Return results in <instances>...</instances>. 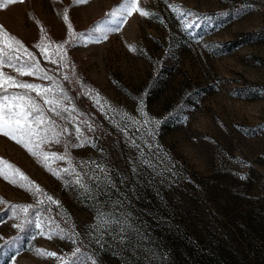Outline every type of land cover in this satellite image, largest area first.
Listing matches in <instances>:
<instances>
[{
	"label": "rangeland",
	"instance_id": "obj_1",
	"mask_svg": "<svg viewBox=\"0 0 264 264\" xmlns=\"http://www.w3.org/2000/svg\"><path fill=\"white\" fill-rule=\"evenodd\" d=\"M125 2L0 0V73L52 86L8 66L31 55L71 98L78 112L62 113L74 118L70 123L27 93L62 133L60 144L42 150L64 154L70 142V165L84 184L110 178L99 199L130 214L140 232L131 242L136 246L100 236L96 200L75 184V174L57 178L0 135V246L21 241L12 259L0 253V264H71L77 248L98 264H264V0H138L147 17L131 0V16L117 12ZM41 48L53 59L63 56V66L48 62ZM8 94L25 90L9 87ZM138 105L151 136L141 138L135 126L124 130L127 116L144 120ZM76 126L91 143L71 147L79 142L63 129L74 133ZM132 138L158 146L155 171L141 165ZM51 167L59 171L69 162ZM40 209L50 211L38 230L27 221ZM21 222L23 232L13 227Z\"/></svg>",
	"mask_w": 264,
	"mask_h": 264
},
{
	"label": "snow or ice",
	"instance_id": "obj_2",
	"mask_svg": "<svg viewBox=\"0 0 264 264\" xmlns=\"http://www.w3.org/2000/svg\"><path fill=\"white\" fill-rule=\"evenodd\" d=\"M5 2L7 4H12L16 2V0H5ZM78 2H83V0H78ZM128 2L129 0H126L125 4L122 5L121 8L117 10V12L123 14L125 11H127V15L131 16L132 11L128 10ZM137 3L138 0H131L132 9L135 12H138L141 17H147L149 13L138 7ZM0 7H3V4H0ZM109 15L114 16L116 15V12L110 13ZM179 15L181 17H187L191 14L180 12ZM124 22L125 20L122 16L119 23L122 24ZM192 27H194V22L186 23L184 25V30L187 31ZM117 30H119V25L117 28L108 29V31ZM104 38H106V35L99 37V39ZM40 51L48 62L58 66H63V56L58 59H53L48 54L46 48H41ZM16 59L20 60L19 57H16ZM3 66L4 63L2 60H0V67ZM8 66L16 67V70L21 75L32 76L46 81H53V85L50 87H43L35 83L20 82L14 80L11 77H4L3 73H0V135L8 137L9 139L24 147L33 157L39 159L45 168L51 174L57 176V178H60V172H63L69 176L75 174V184L79 185L90 199L96 200L98 207L95 213V228L99 231L100 236H111L125 246L131 244V246L135 247L136 245L132 244L131 242L136 241V237L140 235V232L130 221V214L123 213L120 205L116 202H110L109 205H105L104 200L99 199L100 196L107 194L104 191L103 186L105 184H112L110 178L105 177L104 179H101L98 176L95 177V187L84 184L80 178V174L76 172V169L70 165L71 158L67 152V143L70 142H66V150L64 154L48 153L42 150V146L44 145L52 143L60 144L62 133L57 130L58 126L55 120L49 118L45 114L44 108H42L40 104H38L31 96L27 95V93L35 92L36 95L43 100V103L49 106V112L53 113L55 117L68 120L70 123L73 122L74 118L71 116H63L62 113L78 112L74 105H72L71 98L64 92L62 87L55 83L53 76L49 75L47 71L41 69L39 63L35 60V57L29 55L27 59L20 60L18 66L12 65L11 63H9ZM68 79L69 77L64 75V80ZM9 87L24 89L25 94H8ZM88 95L91 96L90 93ZM65 102H67V106ZM94 104L97 106L98 110L103 112L104 104L101 102L98 96L94 99ZM137 111L141 116H144V120L141 121L136 117L129 115L126 117L129 123L124 130L127 132L128 129L135 126L136 132L141 133V138L153 135L154 129L149 127L147 114L139 105L137 106ZM85 123H87V121H85ZM141 124L143 127H140ZM88 127L89 131L93 130L91 124H89ZM63 133L75 135V138L79 143L71 144V147L73 148L83 147L85 144L91 143L86 137L83 136V133L78 126L75 127L74 133H69L67 128L63 129ZM130 142L135 148L139 149L138 159L140 160L141 165L155 171L156 164L154 163V160L158 159L159 157L158 153H154L152 150L153 148H158V146L149 143L147 139H144L143 145L138 144L136 138H132ZM145 148L148 149L147 155L144 151ZM56 161H67L69 162V167L56 171L51 167V163H55ZM160 162L163 163L162 160ZM100 170L103 172L104 168L101 167ZM170 170L171 169H169V171ZM3 174L4 170L0 168V175ZM5 178L7 179V177ZM20 178L22 180L25 179L22 174ZM12 183H16V181L13 180ZM37 191H39V189H37ZM47 199L50 203L58 205V202L51 196H49ZM24 211L27 213L28 208L26 207ZM45 211H50V209H40L35 213V219H29L27 223L34 224L38 230L41 229V217ZM23 223L24 222L15 224L13 227L23 232L25 230ZM41 235H44L43 231H41ZM61 238L64 237L62 236ZM0 239L3 238L0 237ZM143 239L146 241L148 238L145 235ZM19 242H21L19 238L8 241L5 245L0 246V253L11 252L12 255L8 256V259H12V256L19 254V249L16 247ZM141 242L143 241H137V243ZM96 243L102 245V241L99 239L96 241ZM79 252L80 249L77 248L72 253L74 258L72 259L71 264H98L94 258L77 255ZM41 255L55 257L56 254L52 252H42Z\"/></svg>",
	"mask_w": 264,
	"mask_h": 264
}]
</instances>
